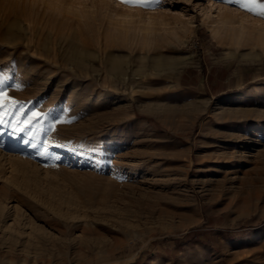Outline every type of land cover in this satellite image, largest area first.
I'll return each instance as SVG.
<instances>
[{"label": "rangeland", "instance_id": "374dc122", "mask_svg": "<svg viewBox=\"0 0 264 264\" xmlns=\"http://www.w3.org/2000/svg\"><path fill=\"white\" fill-rule=\"evenodd\" d=\"M0 93V264H264V0H0Z\"/></svg>", "mask_w": 264, "mask_h": 264}, {"label": "snow or ice", "instance_id": "6c2138e0", "mask_svg": "<svg viewBox=\"0 0 264 264\" xmlns=\"http://www.w3.org/2000/svg\"><path fill=\"white\" fill-rule=\"evenodd\" d=\"M4 95H6L5 93H0V96H4ZM38 115V113H32V116H37ZM29 119H31V117L29 118ZM25 123H28V121H25Z\"/></svg>", "mask_w": 264, "mask_h": 264}, {"label": "bare ground", "instance_id": "6f19581e", "mask_svg": "<svg viewBox=\"0 0 264 264\" xmlns=\"http://www.w3.org/2000/svg\"><path fill=\"white\" fill-rule=\"evenodd\" d=\"M132 72V71H131ZM135 72V71H134ZM114 74V73H113ZM119 74V73H118ZM127 74V73H126ZM125 74V75H126ZM139 74V73H138ZM120 75V74H119ZM127 77H128V75H127ZM117 78V77H116ZM133 79V78H132ZM131 81V80H130ZM121 85V84H120ZM220 136V135H219ZM224 142H226L224 139H223V141H221V142H219L220 144H222V143H224Z\"/></svg>", "mask_w": 264, "mask_h": 264}]
</instances>
